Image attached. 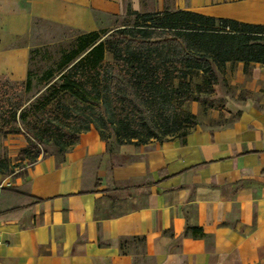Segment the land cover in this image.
I'll return each instance as SVG.
<instances>
[{"label": "crops", "instance_id": "crops-1", "mask_svg": "<svg viewBox=\"0 0 264 264\" xmlns=\"http://www.w3.org/2000/svg\"><path fill=\"white\" fill-rule=\"evenodd\" d=\"M169 5L264 24V0ZM127 6L143 8L141 0H0V79L26 80L30 47L13 42L32 19L83 33L110 27ZM234 69L249 86L264 78V63ZM222 110L237 119L196 126L184 142L106 144L91 124L70 149L0 173V264H264V111L231 99Z\"/></svg>", "mask_w": 264, "mask_h": 264}, {"label": "trees", "instance_id": "trees-1", "mask_svg": "<svg viewBox=\"0 0 264 264\" xmlns=\"http://www.w3.org/2000/svg\"><path fill=\"white\" fill-rule=\"evenodd\" d=\"M126 12L135 22L117 28L111 41L100 39L97 31L80 33L78 48L59 61L57 87L71 100L62 107L79 118L78 134L92 124L106 144L109 134L118 144L163 140L160 134L184 142L191 130L181 128L184 122H197L188 112L180 119L175 100L197 99L192 75L200 73L211 87L228 61H243L245 69L264 63V24L183 8L138 12L128 7ZM35 140H28L33 153L22 149L21 158L40 154Z\"/></svg>", "mask_w": 264, "mask_h": 264}, {"label": "rangeland", "instance_id": "rangeland-1", "mask_svg": "<svg viewBox=\"0 0 264 264\" xmlns=\"http://www.w3.org/2000/svg\"><path fill=\"white\" fill-rule=\"evenodd\" d=\"M163 1L166 6L164 9H168L172 0ZM141 2L143 8L140 12L160 10L159 0ZM134 22V15L126 12L115 19L110 27L98 28L97 36L111 41L117 28L132 25ZM80 33L81 31L70 26L32 19L29 32L13 42L29 45L31 54L26 80L13 82L0 79V168L4 173H15L21 170L24 164L31 163L38 157L62 153V149H70L78 137L76 128L80 123L79 118L71 117L70 112L62 107V103L71 105V100L57 86L62 69L59 61L64 54H70L78 48ZM110 59L111 52L106 49L105 61ZM235 65L236 62H233L217 73V81L211 87L203 83L200 73L190 77V87L195 90L194 96L197 99L184 101L182 96H179L175 102L177 112L181 115L180 119L187 112L192 113L197 124L188 125L186 121L181 128L189 126L193 129L201 125L214 129L229 125L237 119L238 113L227 115L222 110L228 99L236 102L249 100L256 109L264 111V78L249 86L246 81L236 79L233 74ZM109 135L108 141L113 142V135ZM168 137L159 135L161 139ZM35 138L40 154L34 160L21 158L22 149L33 153L28 140Z\"/></svg>", "mask_w": 264, "mask_h": 264}, {"label": "built area", "instance_id": "built-area-1", "mask_svg": "<svg viewBox=\"0 0 264 264\" xmlns=\"http://www.w3.org/2000/svg\"><path fill=\"white\" fill-rule=\"evenodd\" d=\"M2 242V239L0 238V243Z\"/></svg>", "mask_w": 264, "mask_h": 264}]
</instances>
